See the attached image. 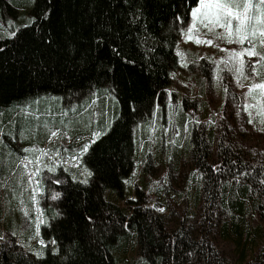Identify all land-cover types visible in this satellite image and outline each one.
<instances>
[{"label":"trees","instance_id":"16d2710c","mask_svg":"<svg viewBox=\"0 0 264 264\" xmlns=\"http://www.w3.org/2000/svg\"><path fill=\"white\" fill-rule=\"evenodd\" d=\"M197 2L0 0V19L25 20L9 34L0 29L6 201L19 199L17 178L26 182L23 169L7 179L25 147L47 142L60 158L37 176V253L17 239L8 203L0 264H264V160L237 145L224 123L188 118L183 141L170 138L167 161L187 156L194 169L177 196L168 195L178 208L166 198L149 201L144 183L125 204L116 199L135 164L137 126L166 106L177 39ZM21 6L28 12L17 13ZM33 110L41 118L25 113Z\"/></svg>","mask_w":264,"mask_h":264},{"label":"rangeland","instance_id":"374dc122","mask_svg":"<svg viewBox=\"0 0 264 264\" xmlns=\"http://www.w3.org/2000/svg\"><path fill=\"white\" fill-rule=\"evenodd\" d=\"M252 3V14H259L256 8L259 0H252ZM197 6L198 2L195 7ZM28 9L21 6L17 7L16 11L27 13ZM6 19L7 16L0 19V29L6 32L5 34L11 33L18 25L25 22V20L17 22L15 18ZM193 22L194 18L190 14L188 22L178 36L175 49L178 62L171 71L170 81L166 87L168 97L163 112L156 109L150 120L144 125L137 126L138 143L135 150V164L125 179L121 195L115 194L116 199L122 204H125L126 198L134 197L135 183L137 185L144 183L147 186H145V193L149 201H153L155 197L157 200L166 198L178 208L179 203L176 204L172 197L177 196L178 191H181L185 177L194 173V169L187 156L180 155L176 162L167 161L171 154L167 144L170 138L175 136L180 137V142L183 141L187 135L188 118L210 123L214 127H220L224 123L237 145L248 148L251 155H257L264 160V102L260 96L264 89H256L249 95V88L253 84L264 83V60L259 56L245 55L242 58L244 65L243 75H241L237 71L241 67L240 58L230 59V53L242 51L250 45L247 42L229 43L227 39L218 38L225 34L224 28L217 27L213 32H209L199 23H196L189 39V29L192 28ZM234 27L235 21L233 29ZM252 39L256 44V51L264 54V45L259 43L260 37ZM197 40H211L212 43H198ZM25 113L34 118L42 116L36 110L25 111ZM12 122L15 128L21 123L16 121V117ZM56 138L51 136V140L60 144L61 138L57 136ZM64 142L66 143V138ZM48 146L47 142H43L38 146L25 147L29 150L27 157L20 159L8 175L7 179L12 184L13 180L10 176L15 178L19 175V169H23L26 182L21 183L22 179L19 178L16 181L19 184V199L10 197L11 201H6V197L3 196L4 189L0 187V227L3 229L5 226L6 217H3L5 216L3 214L9 203V210L17 217L15 219L18 227L16 235L19 234L17 239H20L23 246L29 248L34 254L38 251L36 244L39 243L36 227L41 221L40 207L36 200V194L39 191L36 186L37 176L38 174L41 176L42 169L51 168L60 159L57 154L49 151ZM145 153H149V158L148 163L143 165ZM65 162L75 166L77 158L69 157L68 160L65 159ZM167 179H169L170 187L164 190ZM192 181L190 180V183ZM7 192L10 196L16 197L15 193ZM170 194L173 196L168 197ZM27 195L32 196L31 217L25 205ZM159 207L164 206L159 205ZM21 235L26 239L21 238ZM227 246L230 247L228 243ZM130 252L134 254L131 250H128L127 254Z\"/></svg>","mask_w":264,"mask_h":264},{"label":"snow or ice","instance_id":"6c2138e0","mask_svg":"<svg viewBox=\"0 0 264 264\" xmlns=\"http://www.w3.org/2000/svg\"><path fill=\"white\" fill-rule=\"evenodd\" d=\"M264 0H259L256 5L259 14L253 15V3L252 0H198V6L192 9V17L194 18L193 26L189 29V39H191V32L199 23L209 32H213L217 27L224 28L225 34L218 36V38L227 39L229 43L244 44L247 42L250 47L244 48L242 51H232L230 53V59L240 58V68L237 71L243 75L245 55L247 56H259L264 60V54L256 51V44L253 43L254 37L259 36L261 45H264ZM235 21V27L233 29V22ZM15 36L16 33L11 34ZM211 44V40L200 41ZM258 74V73H257ZM256 89H264V83L253 84L249 88V95ZM56 135V133H52ZM99 135L98 133L96 134ZM94 142V141H93ZM88 150V145H85L84 151ZM91 175V172H88ZM87 183V181H84ZM163 211V209H161ZM54 242V241H53ZM43 244V241H41ZM42 255V253L37 254Z\"/></svg>","mask_w":264,"mask_h":264}]
</instances>
